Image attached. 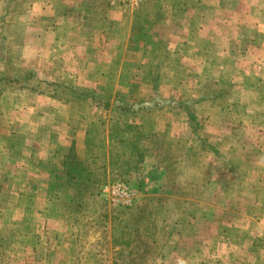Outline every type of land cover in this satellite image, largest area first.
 <instances>
[{
	"label": "rangeland",
	"instance_id": "374dc122",
	"mask_svg": "<svg viewBox=\"0 0 264 264\" xmlns=\"http://www.w3.org/2000/svg\"><path fill=\"white\" fill-rule=\"evenodd\" d=\"M33 1L0 0L1 51L20 49ZM142 1L124 0L134 14ZM253 1L190 0L191 23L144 27L141 58L65 57L81 63L77 82L0 57V264H264V1ZM185 25L192 40L177 42ZM93 63L126 69L127 86L111 72V88H88ZM40 95L66 120H32ZM84 112L94 117L70 119ZM72 124L89 129L84 152ZM46 146L61 161H43Z\"/></svg>",
	"mask_w": 264,
	"mask_h": 264
},
{
	"label": "crops",
	"instance_id": "0c3cea01",
	"mask_svg": "<svg viewBox=\"0 0 264 264\" xmlns=\"http://www.w3.org/2000/svg\"><path fill=\"white\" fill-rule=\"evenodd\" d=\"M145 1L146 0H143L141 2L134 14L124 0H34L27 16L24 18L26 34L21 40L20 49H18V51L12 50L11 48L8 50L3 49V51L0 50V57H7V63L14 67H21L27 63L32 65L33 62L37 64L40 63L38 67L40 70L36 68V65L34 66L36 72L43 74L49 71L56 74L58 78L60 74L70 69L67 67L69 64L64 61L65 57H73L76 58V60L79 59L80 62L83 56L94 58L110 57L112 59L129 55H136L139 58L144 57V40L146 38L143 36L142 31L145 26L153 24L152 22H158V24L161 22L167 24H182L184 20L185 23H191L192 18L190 16L192 12L189 10L191 6L189 4L190 0H154L148 3L149 5H147L148 1ZM216 1L218 8H222L225 4H230L231 2H235V6L243 8L250 9L258 7L253 0ZM261 1L264 0H260V2ZM2 12L7 15L9 9H4ZM178 17H181L183 20L177 19ZM157 19L158 21H156ZM134 24L138 26L136 32H134L133 29ZM115 25H120V28L117 29ZM204 25H206V23ZM184 31L185 32L182 34L183 39L182 37H178L176 38L177 42L181 40H192V30L186 28L185 25ZM156 38L158 42H164L166 44L171 42L170 35L162 36L158 34ZM95 41L100 43L97 45ZM130 41L133 43L136 42L134 48L130 45ZM10 45L11 44H9V46ZM33 46L35 50L31 48ZM29 50H34L35 54L33 55V52ZM164 50L172 56L174 54L178 55L177 53L181 52V50ZM187 55L192 56L193 54L187 53L186 51L185 57ZM30 58H32V63L29 62ZM93 65H96L98 68L95 66L88 68V73L86 72L88 88H92L93 90L107 87L111 88L112 85L109 84V82L113 80L109 78L112 77L110 75L111 72H116L118 74L117 77L115 76L117 79L113 80L117 82L115 86L116 89L125 88L124 86H127V84H124L126 81L123 80V74H125L126 69L124 70L121 67L119 71H115L108 65L109 68L105 67L103 71L100 69L99 64L93 63ZM80 66L81 63L76 62V69L74 67L72 70L70 69L72 73L76 75V82L80 79ZM97 72H104V75H98L96 74ZM68 73L71 74V72ZM119 82H122V85H120ZM140 84V89H143L145 87L144 83L141 81ZM77 86H79L78 83ZM38 102L42 103L40 104L41 106H46L44 109L41 108V111L33 108L34 111H31V116H29L32 120H66L64 119V113L67 112V110L60 109L54 112L51 111L53 107L59 105L60 100L50 99L49 96L40 95L32 99L33 106H36ZM92 117H94V114L84 112L82 114L76 113L74 116L70 117V119L89 121ZM72 125L69 127L73 130L71 133L76 134L75 138L72 137V141H76V153L77 151L78 153H81V151L84 152L87 146L84 145V147L79 143L80 141L81 143L85 142L89 134V129L81 126L80 129L74 130L75 126L74 124ZM69 132L70 130L66 132L63 142L69 138ZM41 134L42 133H40V135ZM54 135L57 137L62 136L61 134V136H58V132ZM66 145H64V149ZM46 148L42 154L43 156H41L44 157L43 161H49V159L54 160L55 158L58 160L60 159L58 154L63 150L60 151L58 148L56 149V147L52 149L46 146ZM61 159H64V155ZM57 164L58 168H61L63 163L57 162ZM56 177L58 179L61 178L59 175H56ZM58 194L60 193L54 195Z\"/></svg>",
	"mask_w": 264,
	"mask_h": 264
},
{
	"label": "trees",
	"instance_id": "16d2710c",
	"mask_svg": "<svg viewBox=\"0 0 264 264\" xmlns=\"http://www.w3.org/2000/svg\"><path fill=\"white\" fill-rule=\"evenodd\" d=\"M77 163H80V162H77ZM79 165H81V163H80ZM80 167H81V166H80ZM76 170H77V168H76ZM77 171H78V170H77ZM78 172H79V171H78ZM91 174H92V173H90V170L85 168L83 177H87V178H89V176H90ZM73 175H76V174H73Z\"/></svg>",
	"mask_w": 264,
	"mask_h": 264
},
{
	"label": "built area",
	"instance_id": "2783aa9c",
	"mask_svg": "<svg viewBox=\"0 0 264 264\" xmlns=\"http://www.w3.org/2000/svg\"><path fill=\"white\" fill-rule=\"evenodd\" d=\"M124 194H126V193L124 192ZM126 196H127V194H126Z\"/></svg>",
	"mask_w": 264,
	"mask_h": 264
}]
</instances>
